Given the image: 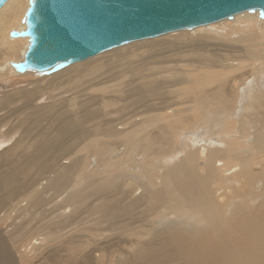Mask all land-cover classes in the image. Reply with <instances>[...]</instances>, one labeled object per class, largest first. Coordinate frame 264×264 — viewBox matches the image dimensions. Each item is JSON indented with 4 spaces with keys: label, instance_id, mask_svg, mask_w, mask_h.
<instances>
[{
    "label": "bare ground",
    "instance_id": "1",
    "mask_svg": "<svg viewBox=\"0 0 264 264\" xmlns=\"http://www.w3.org/2000/svg\"><path fill=\"white\" fill-rule=\"evenodd\" d=\"M28 1L7 0L0 7V125L5 127L0 136V146L2 142L7 144L13 139L7 147L0 148V264H81L69 253H62L64 256L61 254L57 258L56 235L61 222L65 224V231H69L67 223L73 212L70 198H76L78 190L89 188L88 184L81 185L73 178V163L69 155L77 140L88 137L89 127L86 125L92 123L93 127V122H96V130L98 127L105 131L102 133L104 136L117 141L120 139L123 152L130 159L127 164H130L133 153L140 152L137 166H134L145 179L141 181L143 184H137L136 192L133 188L125 195V209L119 206L120 200L115 198L116 191L111 190L109 181L99 182L101 189L96 197L109 201L108 225L120 220L118 223L128 226L126 220L140 206H144L141 210L146 216L156 214L158 205L166 209L165 213L152 220L149 239L136 244L137 259L132 264H261L264 245L255 247V239L251 236L264 225V123L260 124L264 121V89L258 90L254 86L260 83L258 79L235 85L233 90L221 92V89L220 93L218 88L211 96L214 100L209 97L211 100H208L204 86L197 83L203 80L192 76L186 81L199 84L196 86H202L206 93L202 95L205 99L198 98L196 105V98L194 106L188 105L185 109H191L192 117H180L179 109L171 106L139 120L135 118L143 112L138 105L146 103L150 95L155 96L156 89L160 87L159 80L150 78L153 75L142 80L145 77L142 72L145 69L159 70L155 59L173 48L172 38L191 42L221 41L225 38L226 42L228 39L241 44L244 52L243 56L239 50L241 47L238 49L237 45L235 49L241 53L238 60L232 56L234 47H231L233 54L226 47L223 54L206 47L176 49V56H180L177 60L186 58L187 67L191 53L200 58V64L195 63L194 68H205L206 60H211L218 64L216 66L220 70L250 65L257 74H264V49L259 52L264 35V18L259 17V12L245 11L209 25L140 39L84 60L69 62L49 72L34 69L18 72L13 63L23 60L29 38L12 37L10 31L25 27L23 19ZM137 51L152 54L133 67H122L126 63L125 57L135 55ZM102 73L112 81L133 74L144 81L138 80L135 84L131 81L133 85L126 83L122 86L113 81V84L109 82L107 85V89L116 87L110 89L115 92L111 99L121 102L117 101L116 115L131 108L129 113L133 114L134 121L129 122L131 115L120 114L104 118L99 125L101 107H95L98 102L85 91L95 85L93 74L96 79L99 77L101 83H107L109 79L106 80ZM42 75L49 76L35 79ZM83 76L88 79L83 82V89L76 92L77 85H73ZM210 79L212 81L213 78ZM107 89L104 87V90ZM43 93L47 95L43 97ZM52 97L50 102H41L43 98ZM109 98L99 100L108 108L115 102ZM251 112L256 119L252 118ZM187 119L191 121L188 123ZM253 120H256L254 129L250 127ZM202 125H205L204 130L207 131L204 132L209 136L201 139L202 143L192 144L186 139L188 141L180 142V147L176 144L177 139L191 134L188 128L198 126L201 132L199 127ZM150 128H155L154 135L150 133ZM95 141L96 148L93 149L101 151L104 148L101 143L106 140H100L101 143L98 139ZM178 150H181V155L172 158L173 151L177 155ZM160 183H167L168 187L164 185L162 189ZM255 185H260V191L255 192L251 188ZM104 209L101 208L100 213ZM122 215L125 217L122 218ZM228 228H232L237 237L224 239V235L230 234ZM30 229L33 231L28 232ZM121 259L117 256L118 262H122Z\"/></svg>",
    "mask_w": 264,
    "mask_h": 264
},
{
    "label": "rangeland",
    "instance_id": "2",
    "mask_svg": "<svg viewBox=\"0 0 264 264\" xmlns=\"http://www.w3.org/2000/svg\"><path fill=\"white\" fill-rule=\"evenodd\" d=\"M230 37L232 38L233 36H230ZM190 38H195V37H190ZM172 39H173V48L172 49L170 48L169 50L164 51L160 56H157L155 59V61L158 62L156 64L159 65V70L157 69V70L151 71V69H148V70L145 69L142 72V74L145 75V77L142 80L148 79L149 75L154 76V77H150L151 79H155L157 81L159 80L160 81V87H159L160 89L159 88L156 89L157 93L155 94V96L154 95L149 96L150 102H149V100H147L146 103L143 102L144 104L138 105V109L142 110L143 112H139L140 114H138L137 117H135V118H138L137 120H139L141 117H144L148 114L156 113V111L161 110V108L168 107V109H169V108H171V106H173L172 108L179 109L180 113H178V114L180 117H192L194 114L191 113V109L188 111L185 109L187 107H189L190 105H191V107L194 106L193 103L196 101L197 102L194 104L197 105L198 100H199L198 98L201 97L200 99H202V97H203L202 95H205L206 93H208L206 95V99H208V97L212 99L213 97H211V96H213V94L216 92V90L218 91V88H219V93H220L221 89H222L221 92L223 90H227V89L233 90V87H235V85L238 86L247 80L249 82H252V81H256V79H258V81L260 83L257 82V85H254V86H256V88L258 87L259 88V89L257 88L258 90L264 89V86H263L264 85V74H263V72H261L262 74L261 73L257 74L254 70H251L250 65H246V66H244V68H242V67L238 68L237 67V69H235L236 68L235 67V68H232L230 70H225L227 72L226 73L224 70H220L221 69L220 67L216 66V64H217L216 62L212 63L211 60H206L207 63H205V66L208 69L206 67L205 68L202 67L199 69L194 68L195 63L200 64V58H195L194 56H192L191 53L188 56V59L190 60V65L188 67L186 66V63H187L186 58L182 59V60H177V58L180 56H176V52H177L176 49H178V48H181L183 50L184 49L188 50V49L193 48V47H197V48L206 47L210 50H214L215 53L223 54V53H225L224 52L225 49L231 51L233 49L231 47H234V49L232 50L234 52V54L231 51V53L233 54L232 56L234 58L237 57L236 59L240 60L239 58L241 56V53L243 52L241 44L238 45L239 43H237V42L233 43L231 40H228L227 38H226L227 42L224 38L221 41H219V40L216 41L214 39H210V40L205 41L206 43L204 41H200V40H196L194 42H191L188 40H177L176 38H172ZM229 41H230V43H229ZM231 42L233 44H231ZM227 43H229V44H227ZM236 47H238V49L241 47L242 50L239 49L241 51V53L238 49L237 50L235 49ZM263 49H264V35H263V37L260 41V44H259V52H262ZM236 51L239 52V53L237 52L238 55H237ZM157 53H159V52H157ZM151 54L152 53L137 51L135 53V55L125 57L126 63L122 67H124V68H126L128 66L133 67L137 63H140V62H143L144 60H147V58L149 59V56H151ZM235 54H236V56H234ZM242 55L244 56V52L242 53ZM238 60H237V62H239ZM210 62H211V64L215 63V65H213L214 67L211 66ZM250 62H252V61H250ZM178 64H179V66H178ZM173 69H176V70H173ZM190 70H192V72ZM200 71L203 74L200 73ZM208 71L210 73H208ZM206 72L210 75L206 74ZM46 76H49V75H42L40 77H36L35 79L41 78V77H46ZM95 76L93 74V80H92V82H94L95 85L89 87L85 92H89L93 96L94 100L98 102L97 104H95V107H101V111H100L101 117L99 118L100 120L98 119L100 121V122H98L99 125H101L100 123L102 120H104V118H107V119L108 118H114L115 116H119L120 114H122V116L131 115L129 113L131 108L124 109L116 115L115 109L119 107V104L121 102L118 100H115V99H111L113 94H115V92L113 89L112 90H110V89L114 88V87H110L109 89H107L108 88L107 85L111 84L113 81H114L113 82L114 84L119 83L118 84L119 86H122L126 83L132 84L131 81H133V84L138 82V80L141 82H144V81L135 77L134 74H133V76L129 75V76H126L125 78H122V79H114L113 81L110 79V77L104 75L103 77L106 76V78H105L106 80L109 79L106 84L104 83L105 84L104 85L98 79L99 77L97 78L98 79L97 80L95 78ZM102 76L100 77L101 80L104 79ZM192 76L196 77L197 79L200 78L201 80H203L202 82H197V83H200V85L204 86V89L202 86L201 87L196 86L199 84H192V82L186 81L187 78H190ZM201 77H203L204 79ZM209 77L213 78L212 81ZM135 78H136V80H135ZM171 78H172V80H171ZM79 79H80L79 82L77 81L75 83V85H73L74 87L77 85L75 87L76 92L81 91L80 89H83L82 88V87H84L83 82L84 81L86 82L88 77L83 76L82 78H79ZM252 79H254V80H252ZM96 81L100 82L102 86L100 84H98ZM209 81H211V82H209ZM77 83H79V84H77ZM228 84H230V85H228ZM260 84H261V86H260ZM221 86H223V87L220 88ZM262 86H263V88H262ZM102 87H103V89H101ZM104 87L109 92L107 90H104ZM225 87H227V88H225ZM192 89H194V90L197 89V90L193 92ZM202 89L206 93L203 92ZM189 91H191L193 93H190ZM57 92H59V91H57ZM183 92H184V94H183ZM195 92H196V95L194 94ZM210 92H212L211 93L212 95L210 94ZM46 95H47V93L42 94L43 97H45ZM198 95H199V97H198ZM103 97H108V98L110 97L109 100L111 102H112V100H113V102L115 100V102L113 103L112 106L108 105L109 107L107 108V106H104L100 102L101 98H103ZM204 97H203V99H205ZM195 99H196V101H194ZM211 99H208V100H211ZM248 99H249V97H248ZM47 100L50 102L53 100V97L48 98V99L43 98V101H41V102H48ZM180 100H181V102H180ZM212 100H214V99H212ZM117 101H118V103L119 102L120 103L118 104ZM172 101H173V103H172ZM150 103H152V104H150ZM162 103H164V104H162ZM100 105L104 106V108ZM126 107H128V106H126ZM180 107H182L184 109H181ZM144 110H147L148 112L147 111L144 112ZM252 115H254L253 112H251V116ZM263 115H264V112H263ZM254 116H252V118L256 119V117H254ZM135 118H133V116H132L130 118L129 122L134 121ZM186 121L189 123L191 120L187 119ZM193 121H195V120H193ZM252 123L253 124H251V125L249 124V125H250V127L253 128L254 124L256 123V120H253ZM263 123H264V121L260 122V124H263ZM95 124H96V122H95ZM95 124L93 122V127H92V123H88L86 125L89 127L88 137H86L84 139L77 140L73 144L71 153L69 155V158H71V161L73 163V168H72L73 178L77 179L78 183L81 185L82 184H88L89 188L78 190V193H77L78 195L76 196V198H70L69 203H71V205L73 206V212L70 214L69 221L67 223V229L69 231H65V229H64L65 224L63 222H61L59 225V228L57 230L56 237L58 240V244H56V250L55 251H58V253H59V255L57 256L58 259L62 253L64 255L66 253H69L70 256L73 257V259L74 258L76 259V262L81 263V264H132L137 259L136 244L145 242L147 239H149V233L151 232V228L153 225L152 220L155 218H158L159 214L165 213L166 209L163 210V206L158 205L156 214L151 213V214L146 216V213H142V210H141V209H144V206H140V207L136 208L135 209L136 212L126 220L128 226H126V225L122 226L123 224L121 222L118 223L120 220H115V221L109 223V225H108L107 219H108L109 201H107L103 197H96V195H98L100 193V189H101L99 182L105 181V180L109 181L110 186H111V190L113 188V190L116 191L115 198L120 200L119 206H121L123 209H125V208H127L126 204H125L126 203L125 195L129 194V190H132L133 188L136 192L135 187H138L137 184H139V185L143 184L145 179L143 178L142 175H140V173L138 172V170L136 168L137 161L139 160L138 158H140V155H139L140 152L133 153V157H131L132 160L130 161V164H127L128 163L127 161H129L130 159H129V156H126L125 152H123V148H122L123 143L119 141L120 139L117 141L111 137L104 136V134H102V133L105 131H103V129L102 130L98 129V127L96 130V128H94ZM192 124L194 125V123H192ZM201 124H204V123H201ZM257 125H259V122ZM88 127H85V129L87 128V131H88ZM118 127H119V125H118ZM197 128H198V126H192V128H188L187 130L192 131L191 134L187 135L186 138L184 137V139L183 138L177 139L176 144L178 143V146L180 147V142L188 141V140H190L192 142V144L202 143L201 141L203 140V138L206 139L209 137L208 133L204 132V131H207V129L204 130L205 125L204 126L202 125L201 127H199L201 132H203L204 136L202 135V133ZM4 129H5V127L3 125H0V136L1 137H2V130H4ZM93 129H95V130H93ZM192 129H194V131ZM91 130L93 131V133ZM154 130H155V128L149 129V131L152 135H154ZM195 132L199 136L195 135ZM198 132H200V134ZM95 133H96V135H95ZM205 133H207V135H205ZM94 135L97 137H94ZM193 137H194V139H192ZM213 137L217 138L218 136L213 135ZM97 139H98V143H101V142H99L100 140H102V142L106 140L108 145H109V143H111V144H110V146H108L106 144V142H104L106 145L104 143H101L102 147H104V148H101L102 149L101 151H100V149H98L96 152V150L93 149V148H96V146H94V144H93V141L96 140L95 142H97ZM186 139H188V140H186ZM11 141H9L7 144H3V142H2L0 148L7 147L11 143ZM117 143H119V144H117ZM88 144H89V146H88L89 148L86 147ZM119 145H121V146H119ZM99 146H101V145H99ZM107 146H108V148H107ZM90 149L92 151H90ZM105 149H107L106 152H104ZM1 151H2V149H0V152ZM174 151H173L174 154L172 153V155H171L172 158L174 155H175L174 157H179L182 153L181 150H178V154L176 155ZM111 155H112V157H111ZM62 161H65V160L63 159ZM135 164H136V166H134ZM134 178H136L135 181H131V179H134ZM141 181H143V182H141ZM154 181H157V179L154 178ZM131 184H133V185H131ZM134 184H136V185H134ZM159 185H160V188H162V189H164V185L166 187H168L167 183H164V185L162 183H160ZM251 188L256 192V191H260L261 187H260V185H258V187H257V185H255ZM81 194L84 196H81ZM88 194H89V197H87ZM60 195L62 196L63 194H60ZM59 198L60 197H56V199H59ZM101 208H105V209L100 213ZM123 217H125V215H122V218ZM62 220H63V218H62ZM26 221H27V218L24 220V224L26 223ZM228 229H230V234L227 233V235H224L223 236L224 239L228 238V236L237 237L232 228H228ZM31 231H33V230H31V229L28 230V232H31ZM251 236L253 239H255V247L260 248L261 246H263L264 245V243H263L264 242V225H263L262 229L258 230V232L255 235L251 234ZM64 241H66L67 243H65ZM242 246H244V245H242ZM64 247H65V249H64ZM256 251H257V249H256ZM117 256L122 257L121 261L122 260L123 261L118 262ZM124 257H127V258H124ZM41 260H43V259H41ZM263 260H264V256H262V263L261 264H264ZM157 264H159V263H157ZM163 264H177V262H172V263L169 262V263H163Z\"/></svg>",
    "mask_w": 264,
    "mask_h": 264
},
{
    "label": "water",
    "instance_id": "3",
    "mask_svg": "<svg viewBox=\"0 0 264 264\" xmlns=\"http://www.w3.org/2000/svg\"><path fill=\"white\" fill-rule=\"evenodd\" d=\"M255 10L264 18V0H29L25 27L10 31L29 38L13 67L49 72L123 44Z\"/></svg>",
    "mask_w": 264,
    "mask_h": 264
}]
</instances>
